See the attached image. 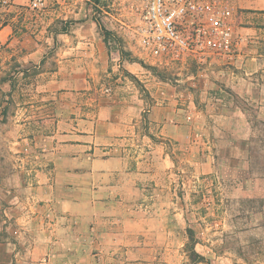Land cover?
Segmentation results:
<instances>
[{"label":"crops","instance_id":"1","mask_svg":"<svg viewBox=\"0 0 264 264\" xmlns=\"http://www.w3.org/2000/svg\"><path fill=\"white\" fill-rule=\"evenodd\" d=\"M224 1L234 59L183 64L123 54L84 8L0 5V122L39 123L0 130V264H177L203 185L231 200V264H264V0Z\"/></svg>","mask_w":264,"mask_h":264},{"label":"rangeland","instance_id":"2","mask_svg":"<svg viewBox=\"0 0 264 264\" xmlns=\"http://www.w3.org/2000/svg\"><path fill=\"white\" fill-rule=\"evenodd\" d=\"M40 8L25 6L29 19L33 13L39 14L47 10L49 18L62 21L68 17L73 19L75 14L84 8L103 25V32H109V36H116L120 46L128 53L141 54L142 50L138 42V29L141 23V15L144 0H43ZM2 7L11 9L15 3L8 7L0 3ZM23 7V6H22ZM108 28H106L105 25ZM65 29V28H64ZM106 35V34H105ZM0 92L2 89L0 88ZM3 98V97H2ZM39 123L25 122H0V130L11 128L13 132L24 129L32 144L35 130ZM18 136V133L16 134ZM13 144L18 146V137L11 138ZM30 146V144H29ZM30 158L32 154H29ZM29 158V159H30ZM31 160V159H30ZM188 186L185 199L188 204V215L181 226L182 239L186 245L183 250L171 251V258L180 264H231V241L236 245L237 239L231 240V200L222 199L217 192L207 190L206 186L196 189ZM179 192V191H178ZM177 231L180 229L176 225ZM184 231H186L184 233ZM185 236V237H183ZM253 253V249L250 251ZM225 260L224 263L221 261Z\"/></svg>","mask_w":264,"mask_h":264},{"label":"built area","instance_id":"3","mask_svg":"<svg viewBox=\"0 0 264 264\" xmlns=\"http://www.w3.org/2000/svg\"><path fill=\"white\" fill-rule=\"evenodd\" d=\"M0 3L10 7L14 0ZM43 4L30 0L32 8ZM231 14L224 0H144L138 29L142 59L201 63L212 53L234 59L239 39L229 24Z\"/></svg>","mask_w":264,"mask_h":264},{"label":"trees","instance_id":"4","mask_svg":"<svg viewBox=\"0 0 264 264\" xmlns=\"http://www.w3.org/2000/svg\"><path fill=\"white\" fill-rule=\"evenodd\" d=\"M105 34H106V38L108 39V37H109V32H105ZM121 51L123 52V54H127V55H128V53H126L124 50L121 49Z\"/></svg>","mask_w":264,"mask_h":264}]
</instances>
